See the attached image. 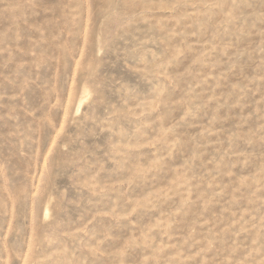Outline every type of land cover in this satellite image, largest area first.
Wrapping results in <instances>:
<instances>
[{
	"label": "rangeland",
	"instance_id": "rangeland-1",
	"mask_svg": "<svg viewBox=\"0 0 264 264\" xmlns=\"http://www.w3.org/2000/svg\"><path fill=\"white\" fill-rule=\"evenodd\" d=\"M0 264H264V0H0Z\"/></svg>",
	"mask_w": 264,
	"mask_h": 264
}]
</instances>
